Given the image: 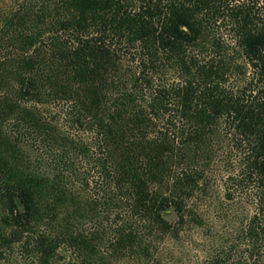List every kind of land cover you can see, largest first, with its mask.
Here are the masks:
<instances>
[{"label":"trees","instance_id":"16d2710c","mask_svg":"<svg viewBox=\"0 0 264 264\" xmlns=\"http://www.w3.org/2000/svg\"><path fill=\"white\" fill-rule=\"evenodd\" d=\"M253 5L0 0L1 261L163 264L168 238L207 227L219 188L229 230L207 264H264ZM227 16L233 48L209 41Z\"/></svg>","mask_w":264,"mask_h":264},{"label":"rangeland","instance_id":"374dc122","mask_svg":"<svg viewBox=\"0 0 264 264\" xmlns=\"http://www.w3.org/2000/svg\"><path fill=\"white\" fill-rule=\"evenodd\" d=\"M239 1L241 3L245 2L247 6L249 4L254 6L253 4H255V9H261V0ZM208 30L210 32L209 41L218 39L229 45L230 48L235 47L234 26L231 17L221 18L217 23L212 22ZM32 156L35 158L37 153H32ZM222 195V190L218 188L204 202L202 210L203 214L208 218V225L204 230L190 228L183 235L181 231L180 236L177 238L167 239L160 253L163 264H207L208 259L212 255L211 247L214 244H219V233L224 235L229 230V226H226V221L220 217ZM1 216L2 211H0V218ZM170 218L172 219L173 216ZM0 264L6 263L0 260Z\"/></svg>","mask_w":264,"mask_h":264}]
</instances>
